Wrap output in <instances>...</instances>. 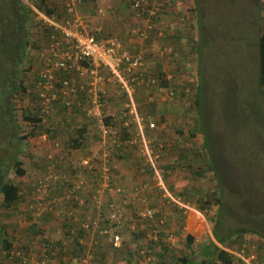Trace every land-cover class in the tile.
<instances>
[{"label": "rangeland", "instance_id": "obj_1", "mask_svg": "<svg viewBox=\"0 0 264 264\" xmlns=\"http://www.w3.org/2000/svg\"><path fill=\"white\" fill-rule=\"evenodd\" d=\"M22 1L26 4L33 3L31 0ZM113 1L82 0L80 16L87 20L88 29H100V37L113 34L120 36V17L131 19L127 23L132 21V28L139 27L143 34L132 36L131 30L127 34L120 31L122 43L131 54L144 55L145 72L152 77L151 86L137 90L135 99L139 111L145 116L149 115L148 111L152 103H155V114L150 115L157 121L160 117L164 118L163 122H157L158 126L161 125V130L152 131L151 139L157 146L159 143L164 144L161 164L167 170V189L175 199L188 207L181 208V205L167 198L156 185L151 170L147 168L148 164L138 151V143L129 150L132 156L118 158L112 153L116 145L113 138H103L99 130L94 131L88 122L87 127L92 131L88 132L90 137L87 142L83 141V147L80 146L74 152L69 150L74 145L66 143L64 147L60 137L57 138L60 146L55 149L54 144L49 145L51 142L34 131L27 144L22 145L23 151L20 154L16 155L12 151L4 153L1 150L8 149L6 146L9 145V140L3 135L5 133H1L0 143L3 145H0V162L10 156L20 158L27 170L22 177L13 171L8 176V179L12 178L22 185L25 197L19 205L0 210V221L6 226L5 230L16 238L13 247L22 249L28 254L29 260L33 258L36 263L42 259L47 260V255V264H78L88 254L93 260L92 264H184L182 258L186 256L201 260L206 247L213 248L215 243L228 252L244 248L252 250L256 253L257 262L264 264V88L260 85L259 63L264 2L167 0L160 13L161 17L153 19V24H147L145 8L137 10L132 5L133 1L131 4V0H127L128 3L124 4L119 13L111 8L109 2ZM118 1L116 0V5ZM64 6L65 0H47L42 8L51 7L55 15L61 16ZM100 9H103L105 15L100 13ZM37 21L33 20L30 28L32 37L39 36L40 39L37 46L30 50L33 68L26 72L29 68L26 65L21 73L33 94L39 64L42 62L41 58L35 57V53L47 48L50 43L47 42V37H41L46 25ZM161 73L168 75L175 90L174 98L166 103L159 96L169 90L170 83L162 85ZM153 80L158 82L157 85H153ZM197 88L201 103L198 110L195 109L194 102L198 98ZM108 93L109 113L119 114L124 106V96L116 88L109 87ZM30 97L22 89L20 93L12 95L21 134L32 130V123L25 122L23 118L28 107L35 108L36 100ZM139 98L144 100L138 102ZM80 118L85 124L83 116ZM64 125L63 119L54 122V128L58 131ZM195 128L200 130L199 134L191 137V130ZM71 131L69 134L74 133ZM192 141L196 144H193V155L189 151L188 155H192L190 159L176 160L180 155L178 150L183 153L187 149L186 144ZM87 149L92 153L89 154ZM51 151L63 156L62 162L66 166L61 172L71 173L70 180L73 184L82 179L86 186L77 187L68 200L70 203H66V208L57 210L55 223L60 227H54L51 219H39L35 222L30 218L25 219L27 203L33 200V187L45 173L43 166L47 164L46 156ZM196 153L200 155L197 156ZM207 154L212 156L217 177L214 172L207 170V160L210 158ZM94 156L100 159L107 156L110 158V163L107 164L112 173L111 184L122 187L123 192L132 198V203L123 208L124 217L117 229L123 238L120 247L113 246L107 237L87 235L75 236L73 239L65 233L68 229L64 227L67 212L75 210L77 218L82 220L96 210V205L90 202V198L94 179L102 181V178L97 177L101 173L98 174L99 169L96 172L88 167L83 169L80 165L82 160ZM191 166L194 171L201 167L205 175L195 177ZM75 168L78 172L72 175L71 170ZM217 178L223 187L221 194L217 195V198H221V206L213 204L205 206L201 211L203 202L200 198H210L209 195L216 188ZM144 182L149 183V187L144 191H136ZM114 185L109 188H115ZM54 189L61 196L69 188L58 184ZM201 190L204 197L199 192ZM137 192H140L139 198H146V203L154 209V222L140 220L138 214L144 203L135 197ZM84 199L88 200L86 209L81 204ZM76 200L77 206L73 204ZM106 200L121 203V196L109 190ZM199 214L203 217L200 218ZM241 228L248 229L244 234L248 242L239 244L235 239L239 238L238 229ZM215 230L219 232L216 235ZM189 233L196 237L192 246H188L187 242ZM215 236L225 244L219 243ZM80 238H83V243H80ZM48 243L53 244L51 248ZM164 248L166 251L160 254V250ZM145 250H150L151 261L144 255ZM2 255L5 259V251Z\"/></svg>", "mask_w": 264, "mask_h": 264}, {"label": "built area", "instance_id": "obj_2", "mask_svg": "<svg viewBox=\"0 0 264 264\" xmlns=\"http://www.w3.org/2000/svg\"><path fill=\"white\" fill-rule=\"evenodd\" d=\"M166 1L134 0L132 5L137 10L146 8L148 15L145 22L153 24L155 22L153 19L158 15L162 6L166 5ZM81 3L82 0H65L62 16L49 15L33 7L37 13L38 21H42L44 25L51 27L54 32H59L58 35L52 32L48 47L35 53V57L41 58L42 62L39 64L37 80L34 82V94L29 86L26 91L27 94L31 95L30 98L35 99L36 104L38 103L37 109L34 108L39 117L38 122L45 128L54 129L53 120L57 105L67 107L70 111L73 102L77 100L82 107L83 121L88 122L94 131L98 129L103 138H113L114 143H117L121 133L120 126L126 129L130 135H134L136 132V135L131 136V139L128 138L125 142L128 148L132 149L138 143V151L150 166L156 185L167 198L181 205V208L188 207L180 200L175 199L170 190L167 189L165 169L161 164V152L164 144L159 143L158 148H156L152 137L147 136L150 131L161 130V125L158 126V121L152 115H141L135 99L137 90L141 87L151 86L152 77L145 72L144 55L131 54L123 45L120 37L115 34L100 37V29H88L87 20L82 18L79 13ZM100 13L105 15L103 9H100ZM132 35L143 36L137 29H133ZM153 82V85L158 83L154 80ZM109 87L116 88L124 96V106L119 114L109 113ZM174 96L175 91L170 87L168 91L165 90L163 94H160L159 99L166 102L171 98L173 99ZM108 115L114 118L111 123L107 122ZM119 120L121 125L116 124ZM44 138L47 140V135ZM52 144L55 145V149L60 146L57 140H53L50 145ZM55 154V151H51L46 156L49 166L35 184L33 200H30L25 208V219H28L29 213L34 222L39 221L46 214L57 213L58 209L66 208V203H70L68 200L73 196L72 194L75 193L77 187H86L82 179L76 180L77 182L73 184L70 180L71 173L61 172L58 167L59 163L54 157ZM108 156L104 159L94 156L82 160L80 164L83 169L88 167V169L96 170V161L100 167L101 175H97V177L102 178V181L94 179L93 194L90 198V202L96 205L94 213L86 218L84 216L82 220L77 218L72 213L73 211L67 212L66 217L73 216L75 220V223H70L76 225L69 230L73 239L79 233V228H82L85 231L83 236L107 237L113 246L120 247L123 238L117 229L124 217L123 208L132 203V198L123 192L122 187L111 184L112 173L107 164ZM58 184L69 188L61 196L54 192V187ZM111 185L116 187L109 188ZM148 187L149 183L144 182L139 188H136V191H144ZM109 190L121 196V203L116 200H106V194ZM136 196L144 203L138 214L140 220L154 222L156 219L154 209L146 203V198H139L140 192H137ZM81 204L85 205L86 200L84 199ZM80 243H83V238H80ZM230 252L244 264H259L256 253L252 250L247 251L244 248L235 251L230 250ZM150 253V250H145L144 253L149 261H151ZM45 257L48 260V256ZM82 258L78 264H92L93 262L88 254ZM29 259L28 254L18 247H13L5 256L8 264L36 263L35 260H32L33 258ZM47 260L42 259L36 264H47Z\"/></svg>", "mask_w": 264, "mask_h": 264}, {"label": "trees", "instance_id": "obj_3", "mask_svg": "<svg viewBox=\"0 0 264 264\" xmlns=\"http://www.w3.org/2000/svg\"><path fill=\"white\" fill-rule=\"evenodd\" d=\"M33 1L32 4H26L22 0H0V134L5 133L3 135L7 136V140H9V145L6 146L8 149L2 148V152H10L16 153V155L20 154L23 149L22 145L27 144V140L29 137H31L33 132H39L40 135H44L43 128L39 125H37L36 121H39V117L37 112L34 111V108L28 107L24 113L23 118L25 122L32 123V130L29 133L21 134V126L16 114V108L14 107L13 98L12 95L16 92L20 93V89L23 91H27V85L25 84V81L21 77V73L23 70H25L26 65H28V70L26 72H30L33 68V62L30 58V50L37 46L38 41L40 40L38 37H32L30 28H32L33 20L37 21V13L35 10L31 7V5H34L39 11L46 12L49 15L55 14L54 9L51 7H45L42 8V5H46L47 0H31ZM37 1V3H36ZM131 0L130 3L132 4ZM261 2H264V0H260ZM31 3V2H30ZM33 6V7H34ZM146 13V12H144ZM34 15V16H33ZM147 15V14H146ZM62 16V14H61ZM161 16L158 15L154 18L155 20L157 18H160ZM154 20V21H155ZM39 24L43 23L42 21H37ZM56 33L57 35L59 32H54V30L47 26L45 27V31L42 32V38L47 37V42L49 43L51 41V34ZM110 36V35H109ZM259 63H260V85L262 88H264V26H263V34L259 38ZM163 77L161 78L162 85H168V88H172L171 82L168 78V75L165 73H161ZM179 86V85H178ZM177 86V87H178ZM198 98L195 99V109L198 110L200 108V91L199 88H197L196 92ZM143 98H139L138 102L143 101ZM37 104L34 106L37 109ZM153 107V108H152ZM152 107L148 111L149 114H155L156 110V104L152 103ZM59 112L62 116H64L63 120L65 125L58 131L55 129H45L49 133L47 134V140L49 142H52L53 140H57L58 137L60 139H63L64 147L66 143L69 145H74L73 148H69L71 151H75L77 148H81L84 145V142L88 141V137H90V134L88 132L90 131V128L87 127V122H84L83 124L81 122V116H84L82 113V107L79 105V102L76 100L73 102L72 109L70 111L67 109V107L60 106ZM140 114L145 116L144 114ZM114 118H112L111 115L107 116V122L111 123V121ZM164 118L161 117L158 119V122H163ZM116 124L121 125V121L119 120L116 122ZM201 127V124H200ZM74 131L73 134H69V132ZM199 129V128H198ZM71 131V132H72ZM121 133L119 134V138L117 140V143L115 145V149L113 150V155L118 158H126L128 156H132V153L130 148L126 145V141L131 139V136L136 135V132L134 135H130L126 129L122 128L120 126ZM200 131V130H198ZM197 129L191 130V137H196L198 133ZM61 132V133H60ZM92 132V131H90ZM152 131H150V135L152 136ZM181 133H183L181 131ZM61 134V136L59 135ZM94 134V133H93ZM1 135V136H3ZM114 140V139H113ZM84 141V142H83ZM196 144L194 141L191 143L186 144L185 151L183 153L182 150H178V154H180L176 160H189L190 157L193 155L192 150H194L193 146ZM205 144V140H204ZM2 146L3 143H0ZM185 145V144H184ZM81 146V147H80ZM156 148H158L157 145H155ZM22 149V150H21ZM68 149V148H65ZM164 149V148H163ZM89 151V149H87ZM189 151L191 156H189ZM11 152V153H12ZM18 152V153H17ZM63 153V152H62ZM92 152L89 151V154ZM197 156H199V153H196ZM210 155V156H209ZM207 154V157L209 158V161L207 160V163H209V166H207V170H210L214 172V176L217 177L216 167L213 163L211 154ZM54 157L56 158V161L59 163V169L63 170L66 165H64L63 156L55 154ZM13 157H7L4 160L0 162V210L3 209H11L15 207L16 205H19L21 200L25 197V189L22 187L21 184H17L13 181L12 178L8 179V176L11 171L15 172L20 177L25 176L27 173L25 163L22 159H16ZM16 159V160H15ZM95 161V160H94ZM110 163V158L109 161ZM96 164V170H98L99 164L95 161ZM192 164V163H189ZM111 165V164H110ZM49 164H44L43 170L46 171ZM75 166H72V168ZM147 168L150 170V166L148 165ZM146 168V169H147ZM193 169V175L195 177L201 176V174L204 176L205 172L201 171V167L198 168V171H194ZM76 169V170H75ZM72 169V175H74L76 172H78V169L75 168ZM165 169V168H164ZM95 170V171H96ZM101 173V172H99ZM98 173V174H99ZM93 174V173H92ZM101 174H99L100 176ZM165 175H167V170H165ZM96 177V176H94ZM167 177V176H166ZM218 180V178H217ZM35 186L33 187L32 194H34ZM223 191L222 184L218 180L216 182V188L215 190L209 195L210 198H200L203 202V205L201 206V211L204 210L205 206H210L213 204H218L221 206V198H217L218 194H221ZM200 194L203 195V191H199ZM53 193V192H52ZM34 196V195H33ZM204 197V195H203ZM25 201V200H24ZM26 202V201H25ZM30 203V201L27 203V205ZM77 206L78 200L73 201V204ZM88 200L86 199V204L83 206L84 209L87 208ZM74 215L76 216L75 210H73ZM56 213H49L41 217L40 219H46L49 216H55ZM28 219H32V215L28 214ZM50 218H47L46 220H49ZM66 222L64 223V227L68 228L66 230V235L71 236L70 228L73 227L70 222L75 223L74 217H65ZM69 223V224H68ZM78 225V224H77ZM35 227V225H33ZM39 227V225H37ZM6 226L1 223L0 221V264H7L4 261L2 253L5 251V253L9 250H11L14 246L16 238H14L11 234H9L6 230ZM41 230V228H39ZM239 234L237 235L236 242H239V244L248 242V239L246 237L245 232H248V229L241 228L238 229ZM254 230V229H253ZM78 234L75 236L82 237L85 233V231L82 228H79ZM253 232V231H251ZM216 233H219L217 230H215ZM217 241L221 244H225L224 242L220 241L217 236H215ZM224 237V236H223ZM244 237L245 239L241 238ZM225 238V237H224ZM196 237L189 233L187 234V242L188 246H192L194 243ZM243 241H240V240ZM80 241V239H79ZM69 244V241L66 243ZM49 247L51 248L53 244H49ZM83 249V247H82ZM161 253L163 254L166 249H161ZM241 260H237V258L231 254L230 252L224 250L217 244L213 243V248L211 246H207L206 249L203 251L202 259H195L192 257H184L182 258V262L184 264H244L243 262H240ZM29 264V263H28Z\"/></svg>", "mask_w": 264, "mask_h": 264}, {"label": "crops", "instance_id": "obj_4", "mask_svg": "<svg viewBox=\"0 0 264 264\" xmlns=\"http://www.w3.org/2000/svg\"><path fill=\"white\" fill-rule=\"evenodd\" d=\"M103 2H105V0H102ZM125 3H128V1L127 0H119L118 1V4L116 5V0H114L112 3L111 2H109V4H110V6H111V8L112 9H114L115 11H120V10H123V8H124V4ZM120 5V6H119ZM118 6H119V8H118ZM119 13H121V12H119ZM119 20H121V22H118L119 23V37H120V39H122L123 37H122V35H121V33H120V31L121 32H123V33H128L129 32V30H131V33L133 32V22L132 21H130L129 22V24L127 23L128 22V20H131V19H127V18H124V17H120L119 18ZM125 20V21H124ZM135 26V25H134ZM139 25H137V27H138ZM124 29H126V30H124ZM137 30L140 32V30H139V27L137 28ZM130 33V35H132ZM118 36V35H117ZM128 36V35H127ZM126 36V37H127ZM132 36H134V35H132ZM132 36H130V37H132ZM122 37V38H121ZM125 37V38H126ZM128 43H129V45H130V48H132V44H131V42H129L128 41ZM163 104H165V103H163ZM164 112L166 111V110H163ZM163 114V113H162ZM25 195V194H24ZM32 199V198H31ZM200 215V214H199ZM202 215V214H201ZM200 215V218L201 217H203V215L201 216ZM47 218H50L52 221H53V226L54 227H60V226H56V223H55V221H56V216H49V217H47ZM46 218V219H47ZM40 226H41V223H40ZM63 226V225H62ZM62 230L64 231L65 229L64 228H62ZM60 233H62V231L60 232Z\"/></svg>", "mask_w": 264, "mask_h": 264}, {"label": "clouds", "instance_id": "obj_5", "mask_svg": "<svg viewBox=\"0 0 264 264\" xmlns=\"http://www.w3.org/2000/svg\"><path fill=\"white\" fill-rule=\"evenodd\" d=\"M31 7L33 8V5H31ZM165 6H162V8L160 9V11H159V15H160V13H161V11H162V9L164 8ZM145 10L147 11V9L145 8ZM146 14L148 15V11L146 12ZM173 88V87H172ZM174 89V88H173ZM175 91V90H174ZM166 103V102H165ZM36 105V104H35ZM37 105H38V103H37ZM59 110H60V105H57V111H56V113H55V117H54V120H53V122H55V120H58V119H63L64 118V116H62L61 115V113L59 112ZM36 123H37V125L39 126H41L42 128H43V131H44V135H41L42 137H44L45 135H47L49 132L48 131H46L45 129H47V130H49L48 128H45L42 124H40L38 121H36ZM53 126H54V123H53ZM55 129V128H54ZM50 145V144H49ZM8 252V251H7ZM6 252V253H7ZM6 256V255H5ZM4 261L6 262V260L4 259ZM8 264V263H7Z\"/></svg>", "mask_w": 264, "mask_h": 264}]
</instances>
